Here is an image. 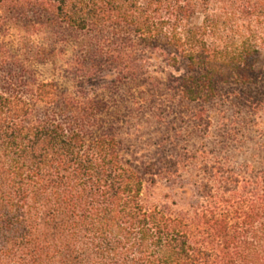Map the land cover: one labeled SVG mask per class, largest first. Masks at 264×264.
Segmentation results:
<instances>
[{
	"label": "trees",
	"instance_id": "trees-1",
	"mask_svg": "<svg viewBox=\"0 0 264 264\" xmlns=\"http://www.w3.org/2000/svg\"><path fill=\"white\" fill-rule=\"evenodd\" d=\"M68 49L109 92L264 101V0H0V264H264V147L128 155L119 102L39 77Z\"/></svg>",
	"mask_w": 264,
	"mask_h": 264
},
{
	"label": "rangeland",
	"instance_id": "rangeland-1",
	"mask_svg": "<svg viewBox=\"0 0 264 264\" xmlns=\"http://www.w3.org/2000/svg\"><path fill=\"white\" fill-rule=\"evenodd\" d=\"M72 54L73 52L68 49L57 53L53 61L38 64L36 69L39 77L44 80H55L60 86L73 92L84 91L90 96L96 95L119 102L122 122L118 135L128 155L135 152L149 159L153 157L163 137L169 135L170 140L164 147L167 151L174 148L181 153L185 148L203 144L207 148L231 156L234 166L252 163L255 159L259 162V157L254 160L250 158L252 153L264 147V101L260 103L255 98L257 96L255 89L252 96L255 99L253 101L259 104L257 111L250 107L251 103L245 104L236 100L219 99L204 106L200 103L179 102L178 98L172 99L167 95L166 82L168 72L172 70L166 68L163 73L158 74L160 84L155 95L140 94L139 85L121 87L114 93L106 89L104 74L91 79L65 75L62 67ZM259 65L264 69V52L260 56ZM179 68L180 73L184 72L182 64ZM261 88L264 90V84ZM142 99H146L148 103L144 110L139 111V106L134 101L140 103ZM159 105L160 108H155ZM153 109H161L162 112L152 113ZM200 109H204L207 115L203 121L197 123L191 114ZM166 192L167 190L160 188L158 197Z\"/></svg>",
	"mask_w": 264,
	"mask_h": 264
}]
</instances>
